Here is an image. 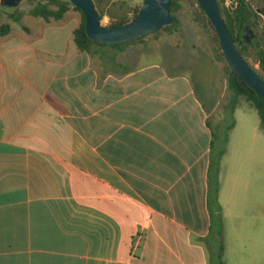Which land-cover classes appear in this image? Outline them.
<instances>
[{"label": "crops", "instance_id": "obj_1", "mask_svg": "<svg viewBox=\"0 0 264 264\" xmlns=\"http://www.w3.org/2000/svg\"><path fill=\"white\" fill-rule=\"evenodd\" d=\"M30 20L0 24V264H217L220 247L225 264H264L257 112L234 114L217 206L212 128L227 104L217 116L193 79L109 51L123 49L79 51L74 20Z\"/></svg>", "mask_w": 264, "mask_h": 264}, {"label": "rangeland", "instance_id": "obj_2", "mask_svg": "<svg viewBox=\"0 0 264 264\" xmlns=\"http://www.w3.org/2000/svg\"><path fill=\"white\" fill-rule=\"evenodd\" d=\"M93 1L98 11L100 10L104 13L110 3L120 2L121 0ZM127 1L130 7L125 19L131 21L135 16L136 9L142 8L145 1ZM178 1L181 4V8L176 14L178 25L175 29L168 32L160 30V33L146 37L143 42L123 47V52L107 49L113 54L122 55L120 61L129 64L133 68L158 62L166 66L171 73H184L197 84L198 91L202 96L207 90L208 93L219 98L220 109L216 113L218 116L222 114V107L228 104L230 98L226 61L222 57V51L219 42L216 40L215 32L209 25V21L205 20L206 17L201 13L197 1ZM42 2L43 0H23L19 8L10 10L0 5V24H8L12 22L9 20L10 17L20 15L22 16V24L30 25V19L32 17L30 12ZM252 3L258 13L261 12L262 14L264 0H252ZM111 11L110 9L109 12ZM64 20H67V23L70 22L68 20H74L80 25L82 22V14L73 8L65 15ZM261 22L262 28L253 31L255 40L249 45L247 60L262 76L264 75V71L257 53L259 48L264 49V18L261 19ZM110 24L107 18L104 17L102 19L103 26L111 27ZM94 49H98V47ZM240 107L255 111L254 107L244 100L241 101ZM212 119L215 123L219 120L214 117ZM217 129L220 134L224 132V128L218 127Z\"/></svg>", "mask_w": 264, "mask_h": 264}, {"label": "trees", "instance_id": "obj_3", "mask_svg": "<svg viewBox=\"0 0 264 264\" xmlns=\"http://www.w3.org/2000/svg\"><path fill=\"white\" fill-rule=\"evenodd\" d=\"M219 2L222 8V14L225 23L227 25V28L233 40L235 41L237 47L239 48L240 52L247 58L248 57L247 50L249 48V45L246 44L244 41L245 30L246 28H250L253 31H257L260 28H262L261 15L255 9L252 0H219ZM73 8L74 7L70 4L69 0L68 1L43 0L42 3H40L34 10L30 12V15L34 18L43 19L48 23H51L52 21L61 22L64 20L65 15L68 12H70ZM180 8H181V4L179 3V1L173 0L171 6V14L174 17V24L171 27H166L162 29L161 31L168 32L177 27L178 18L176 17V14L180 10ZM74 9L82 14V12L79 9L77 8ZM140 10L141 7L136 9L135 16L131 21H134L135 19L138 18ZM200 11L203 14V16L206 17L201 7H200ZM100 13L103 19L105 17V14L102 13L101 11ZM10 20L13 21L14 23L19 24L22 20V16L14 15L10 17ZM205 20L209 21L207 17L205 18ZM131 21L126 19L116 21L112 23L111 27H116V28L122 27L125 24L130 23ZM209 25L212 27L210 22ZM4 31L6 32L10 31V26L5 25ZM158 33H160V31H158L155 34ZM215 36H216V32H215ZM145 39L146 38H142L135 42H131L123 45H115V46H108L98 42H93L87 36L86 20L83 14H82L81 24L74 31V41L79 51L82 52H90L94 47H112L115 49H122L127 45L143 42ZM216 40L218 41L217 36H216ZM257 55L262 65V69L264 71V49L259 48ZM222 57L224 58L223 54ZM226 73H227L228 90L230 92V98L226 108L227 118L222 122V125L220 126L221 128H224V132L220 134V132H218V129L214 130L212 128L213 140H212V153H211V161H210L209 188H210V201L217 203V206H219L218 195L220 192V179H219L220 164L227 152L229 135L236 126L234 114L236 110L240 107V103L242 100L246 101L247 103L251 104L254 107L259 117L260 129L261 131L264 132V101L233 72L231 67L228 65L227 61H226ZM262 77L264 78V75H262ZM224 253H225L224 247H220L218 253L216 254L217 264H225Z\"/></svg>", "mask_w": 264, "mask_h": 264}, {"label": "water", "instance_id": "obj_4", "mask_svg": "<svg viewBox=\"0 0 264 264\" xmlns=\"http://www.w3.org/2000/svg\"><path fill=\"white\" fill-rule=\"evenodd\" d=\"M22 2L23 0H3V6L7 9H17ZM69 2L84 15L89 39L108 46L135 42L174 24V17L171 14L173 0H146L137 19L117 28L102 25L101 13L93 0H69ZM197 2L216 32L228 65L264 101V78L237 47L223 18L219 0H197ZM253 38V31L246 29L245 43L251 45Z\"/></svg>", "mask_w": 264, "mask_h": 264}, {"label": "flooded vegetation", "instance_id": "obj_5", "mask_svg": "<svg viewBox=\"0 0 264 264\" xmlns=\"http://www.w3.org/2000/svg\"><path fill=\"white\" fill-rule=\"evenodd\" d=\"M0 5L1 6H3V0H0ZM263 5H264V3H263ZM261 13V12H260ZM261 15V17L262 18H264V10H263V12H262V14H260ZM246 29H250V28H246ZM251 30V29H250ZM246 31V30H245ZM253 31V30H252ZM245 35V34H244ZM252 36V35H251ZM253 40H252V43L254 42V40H255V35H254V33H253Z\"/></svg>", "mask_w": 264, "mask_h": 264}]
</instances>
